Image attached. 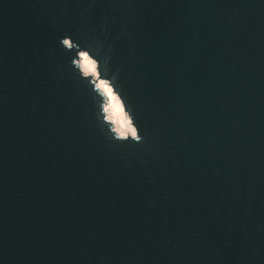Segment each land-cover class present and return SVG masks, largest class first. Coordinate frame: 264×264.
Returning <instances> with one entry per match:
<instances>
[{
    "label": "water",
    "instance_id": "obj_1",
    "mask_svg": "<svg viewBox=\"0 0 264 264\" xmlns=\"http://www.w3.org/2000/svg\"><path fill=\"white\" fill-rule=\"evenodd\" d=\"M0 264H264V0H0Z\"/></svg>",
    "mask_w": 264,
    "mask_h": 264
},
{
    "label": "snow or ice",
    "instance_id": "obj_2",
    "mask_svg": "<svg viewBox=\"0 0 264 264\" xmlns=\"http://www.w3.org/2000/svg\"><path fill=\"white\" fill-rule=\"evenodd\" d=\"M66 43H69V41H66ZM80 56L85 57V63L88 65L87 66V71L93 73L94 75H96L97 77L100 76V72L97 70L99 67V62H100V58L98 57V59L94 60L89 56V52L87 51H81L80 52ZM91 61L92 66H89L88 61ZM116 84V77L112 78ZM97 87H102L104 92L107 94L108 96V102L105 104V108L107 110L109 109H113L115 110L117 106H120V102L117 98V96L115 95L114 91H113V87L108 83V81L104 80V79H99ZM120 92L122 95H124L126 97V94L124 93V90L122 87H119ZM122 107V106H121ZM127 107L134 113V108L130 105L129 101L127 100ZM112 117L109 116L108 119H111ZM128 121L127 117L125 116L123 119V123L126 124ZM139 126V125H138ZM140 129V126H139ZM118 131L120 129H117ZM135 132H136V136L135 138H133L131 141L134 142H139L142 139V136L140 134V130L139 133L137 132V129L135 128ZM121 137L123 136V133H121ZM131 141L127 140V139H122V140H114V143H119V144H128Z\"/></svg>",
    "mask_w": 264,
    "mask_h": 264
},
{
    "label": "bare ground",
    "instance_id": "obj_3",
    "mask_svg": "<svg viewBox=\"0 0 264 264\" xmlns=\"http://www.w3.org/2000/svg\"><path fill=\"white\" fill-rule=\"evenodd\" d=\"M80 64H81L83 71L86 74H93V73L88 72L86 70L88 65L85 63V58L82 56H81ZM118 100L120 102V106H117L115 110H113V109L107 110L108 117L109 116L112 117L110 120H112L114 122V127L116 130L120 129L119 131L117 130V132H119L120 135H121V133H123V136H127V134H129V133L132 135H136L135 127H133V125L130 122V119L127 117V115L124 111L123 105H122L119 98H118ZM125 116L128 119L126 124L123 123V119Z\"/></svg>",
    "mask_w": 264,
    "mask_h": 264
},
{
    "label": "clouds",
    "instance_id": "obj_4",
    "mask_svg": "<svg viewBox=\"0 0 264 264\" xmlns=\"http://www.w3.org/2000/svg\"><path fill=\"white\" fill-rule=\"evenodd\" d=\"M89 48L92 49L91 47H89ZM92 50L94 51V54L100 58L101 65L104 67V64H105V60H104V58H103V57H100V56L98 55V53H97L96 50H94V49H92ZM84 58H85V57H84ZM85 59H86V58H85ZM88 64H89V66H92V63H91L90 60L88 61Z\"/></svg>",
    "mask_w": 264,
    "mask_h": 264
},
{
    "label": "rangeland",
    "instance_id": "obj_5",
    "mask_svg": "<svg viewBox=\"0 0 264 264\" xmlns=\"http://www.w3.org/2000/svg\"><path fill=\"white\" fill-rule=\"evenodd\" d=\"M128 117V116H127ZM134 127V126H133Z\"/></svg>",
    "mask_w": 264,
    "mask_h": 264
}]
</instances>
